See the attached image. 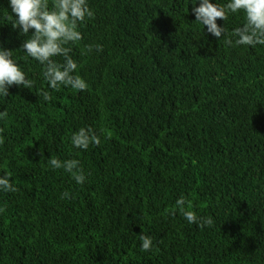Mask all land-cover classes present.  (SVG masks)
I'll return each instance as SVG.
<instances>
[{"label": "trees", "instance_id": "obj_1", "mask_svg": "<svg viewBox=\"0 0 264 264\" xmlns=\"http://www.w3.org/2000/svg\"><path fill=\"white\" fill-rule=\"evenodd\" d=\"M191 3L89 0L71 52L88 87L48 102L42 66L14 53L35 84L0 98V175L17 188L0 191V264H264V46L211 36ZM8 13L0 0V45L17 51ZM243 22L217 20L229 34ZM81 127L100 145L73 149ZM51 155L79 159L86 182ZM182 194L212 227L174 212Z\"/></svg>", "mask_w": 264, "mask_h": 264}, {"label": "clouds", "instance_id": "obj_2", "mask_svg": "<svg viewBox=\"0 0 264 264\" xmlns=\"http://www.w3.org/2000/svg\"><path fill=\"white\" fill-rule=\"evenodd\" d=\"M192 14L195 23L206 28L207 33L224 42L228 46H249L256 48L264 46V0H226L220 3L215 0H192ZM199 6H196V5ZM11 9L9 19L11 27L18 30L19 36L25 37L17 51L0 45V98H6L13 86L25 89L33 88L35 81L14 56L22 52L26 58L42 66V77L47 83V89H41L39 94L45 102L51 100L48 89L59 91L61 87L82 92L88 87L84 78L77 74L78 62L72 57V46L82 40L81 26L94 16L89 6V0H8ZM8 12V11H7ZM242 15V26L231 30L230 34L217 20L226 21L229 16ZM31 30V34H30ZM102 50L100 45H87L86 52ZM60 58V59H57ZM8 116L7 109L0 111V120ZM101 138L91 127H81L71 134L70 144L73 149L86 151L90 145L98 146ZM47 164L52 170H62L67 173L77 185H83L87 175L79 159H60L51 155ZM11 172L0 175V191L16 192ZM11 179V182H10ZM61 199H70V193H61ZM191 202L182 194L176 199L174 212L179 211L189 224L199 228L212 227L213 217L198 215L192 209ZM3 211V209H0ZM140 250L150 251L153 238L142 234Z\"/></svg>", "mask_w": 264, "mask_h": 264}]
</instances>
